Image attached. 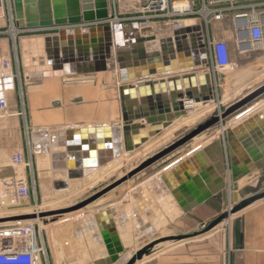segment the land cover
<instances>
[{"label": "water", "instance_id": "95a60500", "mask_svg": "<svg viewBox=\"0 0 264 264\" xmlns=\"http://www.w3.org/2000/svg\"><path fill=\"white\" fill-rule=\"evenodd\" d=\"M13 7L15 24L20 29L76 27L106 22L110 18V0H13ZM203 39L201 26L187 27L183 21L175 23L172 26V36L163 39H159L153 29H140L137 24H104L86 31H62L58 35L45 38L47 59L55 71L71 74L105 73L110 69V62L115 60L121 81V124L72 128L67 131V152L71 170H55V191L68 192L70 180L83 179L94 168L105 167L124 153L133 154L157 141L168 128L188 117L186 103L214 102V77L208 73L197 72L210 68ZM148 45H154L153 50ZM254 76V70L241 72L230 78V87L235 90ZM219 79L223 82L224 76ZM197 86L200 87L199 90L196 89ZM263 97L264 84L259 87L252 86L222 114L210 117L100 192L74 206L45 212L39 217L45 220L58 218L90 207L201 135L221 125L223 121L235 115L239 116L248 106ZM257 111L235 128L227 130L223 141L218 140L212 146L199 150L191 159L181 162L161 178L169 187L171 175L178 179L180 185L174 192V197L185 214L218 194L222 195L225 203L224 212L211 223L203 224L198 232L153 239L130 257L124 258L126 249L112 220V212L101 211L91 220L99 227L106 249L107 264L142 262L160 245L189 241L206 235L233 215L238 216L264 200V191L245 199H241L239 195V182L264 169V107ZM96 135L97 143L96 138L92 137ZM212 151L218 158L222 157L223 164L205 166L199 174L192 173L191 163L200 161V157ZM81 153H84V161L80 160ZM95 153H98V161L93 158ZM90 157L93 159L86 160ZM230 192L233 193L234 206L228 210ZM36 217L24 215L0 220V223L28 221Z\"/></svg>", "mask_w": 264, "mask_h": 264}, {"label": "crops", "instance_id": "0c3cea01", "mask_svg": "<svg viewBox=\"0 0 264 264\" xmlns=\"http://www.w3.org/2000/svg\"><path fill=\"white\" fill-rule=\"evenodd\" d=\"M193 1L195 9H200L204 4L211 8L224 9L223 18L221 20H211L208 25L206 18L200 15L185 18L180 21H183L187 27L201 26L205 45L208 44L210 39L228 43L232 60L244 64L237 69V72L233 76L247 70H254L255 76L244 84V86H249L245 91L249 90L252 86L259 87L263 85L264 46L260 49H251L249 44V27L247 26L248 21L238 19V16L247 14L249 22L259 21L264 27V0ZM174 24L165 25V29L162 27V31L160 30L162 33L157 34L158 38L163 39L172 36V26ZM50 36L55 35L46 37ZM46 37L43 38L44 41ZM148 46H150V50H153L154 45ZM9 49V42L6 39L0 38V69L2 60L8 59L11 56ZM186 61L187 59L185 63ZM47 65L52 69L49 75H41V73L32 75L31 79H39L40 81L27 88L26 100L24 103L23 99V105H19L16 96L17 92L9 95L10 122L0 121V160L5 152L8 154V157L19 151L26 153V148L24 149V146L20 143H23V140L18 141V144H10L4 141L5 138H32L31 150L33 151L35 148L37 150L35 153L33 151L35 157L33 160L36 159L37 161L38 159V164L44 166L42 170H39L37 167L36 173L38 175L42 172H45L46 175L53 174L55 170H63L66 172L71 170L69 167V154L67 152V131L72 128H97L98 125L117 126L121 124L122 118V111L117 110L118 101L121 106L119 95L121 81H119L120 77L117 71L113 73L110 68L105 73L71 74L64 71H55L49 61ZM222 76H224L223 82L219 79ZM233 76L229 77L219 73L217 76L219 88L221 85L224 86L228 83L227 89H225V91H228V85H230L229 80ZM113 79L116 81V86L109 87L107 92L110 93L108 106L112 107L108 109V113L105 116L98 117V102H100L99 98L102 95L98 88L101 85L98 84V80H106L111 83ZM199 88L197 86L196 89L199 90ZM217 92H215V98L217 97ZM230 92L229 90L227 92L229 96H226L229 97V100H233L232 98H235V95H230ZM241 96L243 97L244 94ZM226 101H228L227 98L220 100L219 97L217 104L222 106L225 105L224 102ZM262 107H264V97L248 106L239 116L232 118L227 125L231 128L240 124ZM194 108H200V105ZM218 108L219 106L215 110ZM256 124L259 126L257 122ZM29 129L31 130L30 133L27 132ZM27 133H29V137ZM92 137L96 138L97 141L95 143H97V135ZM220 137L221 134L213 141L206 143V146L203 148L212 146L214 142L221 139ZM201 149L197 150L199 151ZM197 150L190 155L182 154V156L170 163L172 167L169 164L164 168V171H160L157 174L159 177L157 175L152 177L149 180L150 184L147 186L144 184L132 189V202H127L126 205L120 206L113 204L109 207L98 209V213L104 210L112 212V220L126 249L124 258H128L129 254H134L139 248L151 240L158 238L154 234L155 232L149 234L148 238L143 237L145 232L151 230V225L148 224L150 229L147 230L148 227H146L142 218H139L141 213L139 212L140 209H138V206L149 209L148 214L151 216H155L156 211L157 213H164V216L168 220L167 226H169L172 232L170 235H184L198 232L202 229L203 224L211 223L224 212L225 203L222 200V195L218 194L193 209L190 213L185 214L174 197V192L180 185L178 179L174 175H171V187L161 180L165 174L164 172L167 170L170 172L181 162L191 159L198 152ZM93 158L98 161V153H95ZM93 158L90 157L86 160H92ZM80 160H85L84 153L80 154ZM199 160L196 163H191L190 170L194 174L202 172L205 166L213 167L216 164H223L222 157L218 158L214 151L210 154H205ZM45 167L47 168L45 169ZM98 168L101 167H96L93 170L98 171ZM239 186L241 199L250 197H242L241 195V190L245 186H248L251 190H258L253 192L252 195L263 192L264 169L243 178L239 182ZM143 196H146V199L144 198L142 203L139 200ZM133 220L140 222V226L145 228L144 232L136 234L138 227L135 230L133 229ZM230 225L231 230L229 235L220 231L221 228L229 227ZM89 226L98 230V249L96 247L92 250L88 245L86 250L88 257L80 264H95L96 262L99 264H107L106 249L99 227L94 220L91 223L89 222L88 229ZM172 229H174V232ZM127 244L131 245L132 249L128 248ZM134 248L136 249L134 250ZM140 264H264V200L252 205L238 216L236 215L228 222L219 225L206 235L189 241L170 244L169 246H166V244L159 246L149 257H145Z\"/></svg>", "mask_w": 264, "mask_h": 264}, {"label": "rangeland", "instance_id": "374dc122", "mask_svg": "<svg viewBox=\"0 0 264 264\" xmlns=\"http://www.w3.org/2000/svg\"><path fill=\"white\" fill-rule=\"evenodd\" d=\"M137 1H140V0H116L117 6L114 7V4H112L111 11L112 13H118L119 18L121 19L129 18L132 16H137L136 12L139 10V4L137 3ZM0 27H1V31H9L8 29L9 19H8L7 13L5 14L4 19L1 20ZM162 27L163 29H165L164 25L163 26L160 25L156 27L157 31L154 34L157 37H158L157 34L162 33L160 32V30L162 31ZM0 38L6 39L9 42V46H10L9 50L11 52V56L9 55L10 57H8V59L13 58L12 60L14 62L16 59H18V62H19L21 80L17 85L19 89H17L16 96H17V100L19 101V105L21 106V102H22L20 98L21 92L23 94V99L25 103V100H26L25 95H26L27 88H29L32 84L40 81L39 79L37 80L31 79L32 75L33 74L35 75L37 73H41V75H47V74L49 75L50 72L52 71V69L48 67L47 65L48 59H47V54L45 50V41L43 40L44 35L38 34V35L32 36V38L31 37L30 38L21 37L22 39L17 38L16 42H14V40L12 39V36L10 37L9 35H4V36H1ZM250 54H253V53H250ZM235 63L238 65V68L244 65L243 63L242 64L238 62H235ZM110 68L113 73H116V71L119 73L118 65L115 60H112L110 62ZM236 72L237 71L235 72L223 71L222 73L223 75H227L230 77V76H233ZM98 84H101L98 86V88H99V91L102 93L101 98H99L100 102H98V117H102V116H105L106 113H108V109L112 107V106H108V101H110V93H107V92L109 90V87L116 86L115 85L116 81L113 79V82L110 83V82H107L106 80H102V81L98 80ZM117 84H119V82H117ZM227 84L228 83H226L224 86L221 85V87L218 88L217 90L218 91L217 97L218 98L220 97V100H223L226 98L228 100L224 102L225 105L221 106L222 112L227 107H229L233 102L238 101L240 98H242L241 95H243L245 92V90L242 93L238 92L240 88H236L235 90H232L230 85H228V88L231 91L230 95L232 94L235 95V98H232L233 100H229V97L226 96L228 95L227 92L229 90L225 91V89H227ZM20 90L22 91L20 92ZM217 97H216V102H217ZM117 110L121 111V106H120L119 101L117 104ZM218 110L219 109L217 110L214 109L212 112L206 115L200 116V119L197 122L189 126L183 127L180 130H177L172 136L168 137L164 141H158L157 143L153 142L147 145L143 150L134 152L133 154L124 153L117 160L118 161L122 160L123 162H125V164L121 165L119 168H116L114 170L112 169V172L110 173H106V171L109 169L107 168L108 166L107 165L105 167L98 168V171H93L88 176L84 177L83 179L70 180L69 181L70 189L68 192L62 193V192L55 191L53 187L54 177L52 173L49 175L48 174L46 175L45 172H42L40 175L35 173L36 181L38 185L39 197H41L43 200V210H45V212L60 210V209L74 206L80 202H83L84 200L100 192L101 190L109 186L110 184L114 183L115 181L127 175L129 172H131L133 169L138 167L146 159L155 155L159 151L163 150L164 148L172 144L177 139L185 136L190 131L197 128V126H199L200 124L208 120L210 117L217 115ZM235 116H238V115H235ZM231 119L225 120L224 122L225 130L230 128L227 125V123L231 121ZM0 121L9 123L10 119L0 118ZM27 132L30 133L31 130L29 129V131ZM29 133H27L28 137L30 136ZM221 133H222V129L220 128V125L214 127L206 134L201 135L195 141L187 144L182 149L176 151L174 154L170 155L163 161L157 163L153 167L141 173L134 179L118 187L116 190L112 191L111 193L106 195L104 198H102L101 200L97 201L95 204L91 205L90 207L82 211L64 215L58 218L46 219L43 232H44L45 239L48 243L49 258H50L51 264H80V263H83V261L81 260L82 259L81 255L82 257L85 258V260L87 259L88 253L86 250H87L88 245L92 250H94L96 247L98 249V230H96L95 228H91L90 226L88 229V223H87L88 218L93 219V217L98 213V209H101L107 206L109 207L113 204L120 206V205H126L127 202H132V194H131L132 189L137 188L138 186L144 185V184L145 186H147L148 184H150V182L149 183L147 182L152 177L156 176L160 171L162 170L164 171V168L166 166L174 162L177 158L182 156V154H185V155L192 154V152H194L195 150L201 149L203 146H205L206 143L213 141ZM22 140H23V143L20 142ZM4 141H7L10 144H14V143L18 144L20 142L24 146V149L26 148V154L28 153V149H27L28 145L30 146V150L32 147V138H5ZM33 151L31 150L32 157L34 159L35 157L33 155ZM7 159H8V154L5 152V154L2 156V159L0 160V171H3L4 169H8ZM33 161H34L35 172L37 170V167L39 168V170L44 169V166H42V164H38L37 162L38 159L37 161L36 159ZM170 166L172 167L171 164ZM47 167H45V169ZM46 185L48 186V188ZM43 187H45V189ZM256 191L258 190L256 189L251 190L249 189L248 186H245L241 190V195L242 197H248V196H251L252 193ZM230 193H231V198H232L233 193L232 192ZM144 198L146 199V196L140 197L139 201L143 203ZM231 202L233 206L234 205L233 198ZM22 209H25V207L17 208L16 210H22ZM138 209H140L139 212L141 213V216H139V218L140 217L142 218L146 227H148V224L151 225V230H149L150 227H148L147 230L149 231L145 232L143 234V237L148 238L149 234H152L153 232H155L154 234L158 236V238L170 236L172 232L170 231L169 226H167L168 220L164 216V213L162 212L157 213L156 211L155 216L153 215L151 216L148 214L149 209L144 208L143 206L142 207L138 206ZM142 220L141 222L143 223ZM55 223H59V224L54 226ZM132 225H133L134 230L136 227H138V230H136V234L144 232L145 228H142V226H140V222L138 220L136 221L133 220ZM172 230L174 232V229ZM230 230H231V225L229 227L221 228L220 231L224 232L226 235L227 234L229 235ZM54 244H55V247H54ZM169 245L170 244H166V246H169ZM81 247H83L84 250H81ZM128 248L132 249L131 245H128ZM135 249L136 248H134V250Z\"/></svg>", "mask_w": 264, "mask_h": 264}, {"label": "built area", "instance_id": "2783aa9c", "mask_svg": "<svg viewBox=\"0 0 264 264\" xmlns=\"http://www.w3.org/2000/svg\"><path fill=\"white\" fill-rule=\"evenodd\" d=\"M137 16L119 18L118 13H112L111 6L116 7V0L110 1V18L106 22L83 24L80 26H64L43 29H20L15 24L13 0H0V11H5L9 19V31H1L0 37L12 36L14 42L17 38L32 37L38 34L45 36L58 35L62 31L73 32L76 29L86 31L93 27L109 24H121L128 26L137 24L140 29L151 28L156 30L160 25H172L177 21L194 16H204L207 25L211 20H221L224 9L211 8L203 5L195 9L193 0H140ZM5 15L0 14V23ZM210 17H212L210 19ZM238 19L247 20L249 27V44L252 50L264 46V27L259 21L249 22L247 14L238 16ZM174 20V21H173ZM17 34L13 36L12 30ZM210 68L197 71L200 74H211L214 77V88L218 90L219 82L216 75L222 72H235L238 65L232 60L228 43L225 41L209 40L206 45ZM243 47V45H242ZM20 70L18 59H5L1 62L0 69V118L11 116L9 109V95L16 93L20 82ZM22 90H20L21 92ZM23 105V94L20 95ZM218 101V99H217ZM216 102V99L214 100ZM196 104L186 103L187 109ZM191 105V106H190ZM222 114V111H218ZM217 114V115H218ZM8 169L0 171V220L24 216L36 215L28 221L0 223V264H51L49 258L48 243L44 236L45 219L39 217L44 213L43 200L39 197L38 185L34 170V161L30 146L28 153L15 152L7 159ZM16 210L17 208H23Z\"/></svg>", "mask_w": 264, "mask_h": 264}, {"label": "bare ground", "instance_id": "6f19581e", "mask_svg": "<svg viewBox=\"0 0 264 264\" xmlns=\"http://www.w3.org/2000/svg\"><path fill=\"white\" fill-rule=\"evenodd\" d=\"M0 14H1V16L2 15H5V11H0ZM12 32H13V36L15 37V35L17 34V32H16V30L15 29H13L12 30ZM216 79H217V75H216ZM251 86V85H250ZM249 86L248 85H246V86H244V84L242 85V86H240L239 88V90H238V92H240V93H242L244 90H246L247 88H248ZM217 91V90H216ZM217 95H218V92H217ZM218 101H219V98H218ZM217 101V102H218ZM217 102H210V103H208V104H194L193 106H192V108H190L189 107V109H187L188 110V117H186V118H184L182 121H179V122H177V123H175L172 127H170V128H168L165 132H164V134L162 135V137H160L157 141H155V143H157L158 141H164V140H166L168 137H170V136H172L177 130H179V129H181V128H183V127H186V126H189V125H191V124H193L198 118H200V116H203V115H206V114H208V113H210V112H212L215 108H217V106H219V110L220 111H222V109H221V106L220 105H218L217 104ZM198 105H200V108H194L195 106H198ZM191 106V105H190ZM218 110V111H219ZM258 112V111H257ZM256 113V112H255ZM254 113V114H255ZM225 121H223L222 122V124L220 125V128L222 129V133H221V139H222V137H223V139L226 137V132H227V130H230V129H233V128H235L236 126H238V125H236V126H234V127H231V128H228L227 130H225V123H224ZM242 123V122H241ZM240 123V124H241ZM87 126V125H86ZM199 138V137H198ZM197 138V139H198ZM218 139V138H217ZM220 140V139H219ZM211 142V141H210ZM154 143V144H155ZM206 146V145H205ZM204 147V146H203ZM202 147V148H203ZM198 151V150H197ZM123 164H125V162H123L122 160H117L116 159V161L114 160L112 163H110L107 167H109V169L106 171V173H110V172H112V169L114 170V169H116V168H119L121 165H123ZM112 166V167H111ZM168 172V170L166 171V172H164V173H167ZM100 175V174H99ZM158 178V177H157ZM156 179V178H155ZM154 180V179H153ZM150 182V181H149ZM149 182H147V183H149ZM43 185V184H42ZM45 185V184H44ZM47 186V185H46ZM44 189H45V187H43ZM47 188H48V186H47ZM229 201H228V204H227V209L228 210H230L233 206H232V198H231V193H229ZM48 212H50V211H48ZM84 216V215H83ZM236 215H233L231 218H233V217H235ZM231 218H229L227 221H225L224 223H226V222H228ZM72 221V220H71ZM91 221H93V220H91V219H88V224H89V222L91 223ZM57 224H59V223H55L54 224V226H56ZM223 224V223H222ZM53 226V227H54ZM161 246V245H160ZM54 247H55V244H54ZM80 249V248H79ZM81 250H84L83 249V247H81ZM75 251V250H74ZM73 251V252H74ZM131 255L129 254V257H130ZM58 258V257H57ZM81 260L82 261H84L85 260V258L84 257H82V255H81ZM80 260V261H81ZM59 261H60V259H59ZM137 264H140V262H138Z\"/></svg>", "mask_w": 264, "mask_h": 264}]
</instances>
